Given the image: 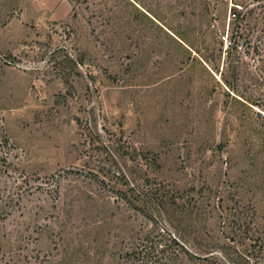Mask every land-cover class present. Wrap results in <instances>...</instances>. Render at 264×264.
I'll use <instances>...</instances> for the list:
<instances>
[{
	"label": "rangeland",
	"instance_id": "rangeland-1",
	"mask_svg": "<svg viewBox=\"0 0 264 264\" xmlns=\"http://www.w3.org/2000/svg\"><path fill=\"white\" fill-rule=\"evenodd\" d=\"M0 264H264V0H0Z\"/></svg>",
	"mask_w": 264,
	"mask_h": 264
},
{
	"label": "built area",
	"instance_id": "built-area-1",
	"mask_svg": "<svg viewBox=\"0 0 264 264\" xmlns=\"http://www.w3.org/2000/svg\"><path fill=\"white\" fill-rule=\"evenodd\" d=\"M236 15L235 14H233V17H235Z\"/></svg>",
	"mask_w": 264,
	"mask_h": 264
},
{
	"label": "trees",
	"instance_id": "trees-1",
	"mask_svg": "<svg viewBox=\"0 0 264 264\" xmlns=\"http://www.w3.org/2000/svg\"><path fill=\"white\" fill-rule=\"evenodd\" d=\"M234 14H235V13H234ZM235 15H236V14H235ZM236 16H237V15H236ZM236 16H235V17H236Z\"/></svg>",
	"mask_w": 264,
	"mask_h": 264
}]
</instances>
